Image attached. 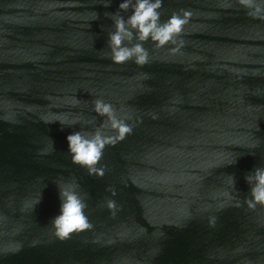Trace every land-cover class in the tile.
Wrapping results in <instances>:
<instances>
[{
    "label": "water",
    "instance_id": "1",
    "mask_svg": "<svg viewBox=\"0 0 264 264\" xmlns=\"http://www.w3.org/2000/svg\"><path fill=\"white\" fill-rule=\"evenodd\" d=\"M103 3L0 0V264H264V206L242 202L264 166V20L236 0H165V18L193 12L183 47L149 42L148 64L117 65L106 13L119 0ZM97 96L135 125L105 149L103 177L70 161L82 123L58 122L100 124ZM59 180L79 182L94 226L64 241L51 227Z\"/></svg>",
    "mask_w": 264,
    "mask_h": 264
},
{
    "label": "clouds",
    "instance_id": "2",
    "mask_svg": "<svg viewBox=\"0 0 264 264\" xmlns=\"http://www.w3.org/2000/svg\"><path fill=\"white\" fill-rule=\"evenodd\" d=\"M165 0H119L114 12L106 15L112 21V29L107 35L106 58L112 63L122 65L132 61L137 66L143 67L151 60L150 50L145 44L151 42L155 49H161L171 45L169 51L176 53L183 47L182 34L185 26L193 17L191 10L180 9L173 11L165 18L162 11ZM246 11V15L255 20H264V0H236ZM112 0H104V7H110ZM231 0H229L230 6ZM98 19V13L95 16ZM92 111L99 117L105 118L96 125L93 120L74 119L71 122L59 120L62 125H75L82 123L78 130L70 131L66 136L67 153L72 164L86 169L89 176L103 177L107 166L101 164L105 149L115 146L125 140L134 130V124L130 123L133 117L122 112L105 100L97 96L92 102ZM156 118L155 115L152 117ZM139 123L140 119L136 118ZM88 125H93L89 129ZM250 148L258 147L257 143L249 145ZM54 142L51 150H54ZM49 154V150L41 153ZM254 155V153H252ZM235 162V161H234ZM233 162V163H234ZM249 186V192L243 197V204L249 209L264 206V166H257L244 177ZM230 187L234 189L227 193L233 206L241 207L238 191L235 188V178L231 175ZM59 198L58 213L51 218L52 234L55 238L64 241L71 239L73 234L83 233L91 230L94 226L88 214L87 194L83 193L80 184L75 180H59L56 182ZM112 196L115 190L109 189ZM41 199L33 202L39 204ZM107 209L115 215L118 210L114 199L106 201ZM215 217H211L209 223L215 226ZM15 250H19L18 248Z\"/></svg>",
    "mask_w": 264,
    "mask_h": 264
}]
</instances>
